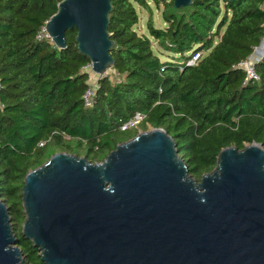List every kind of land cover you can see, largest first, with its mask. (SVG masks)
<instances>
[{"label":"trees","instance_id":"16d2710c","mask_svg":"<svg viewBox=\"0 0 264 264\" xmlns=\"http://www.w3.org/2000/svg\"><path fill=\"white\" fill-rule=\"evenodd\" d=\"M61 1L0 0V200L28 264L43 263L21 235V193L25 176L56 153L44 152L48 142L72 155L65 143L74 141L87 147V161L101 163L137 135L119 127L140 112L146 119L139 128L172 137L197 181L215 168L221 150L264 147V58L254 65L258 81L237 67L264 38L262 0H192L180 10L172 0H153L166 27L148 22L149 37L134 30V3L148 8V0H111L108 33L119 79L99 80L91 108L83 104L90 61L77 49L76 31L65 33L63 50L36 40ZM151 38L165 54L154 52ZM194 53L200 59L186 66ZM168 54L177 58L162 61Z\"/></svg>","mask_w":264,"mask_h":264},{"label":"water","instance_id":"95a60500","mask_svg":"<svg viewBox=\"0 0 264 264\" xmlns=\"http://www.w3.org/2000/svg\"><path fill=\"white\" fill-rule=\"evenodd\" d=\"M111 10V0H62L45 25L58 50L75 30L101 79L114 66ZM21 196V235L43 264H264V147L255 142L221 150L197 181L172 137L152 129L101 163L52 155L25 176ZM22 256L0 200V264Z\"/></svg>","mask_w":264,"mask_h":264},{"label":"built area","instance_id":"2783aa9c","mask_svg":"<svg viewBox=\"0 0 264 264\" xmlns=\"http://www.w3.org/2000/svg\"><path fill=\"white\" fill-rule=\"evenodd\" d=\"M46 22L41 27L40 31L36 35L37 41H47L49 42L54 48L55 45L53 44L49 34L45 29ZM264 47V38L262 39L260 45L254 48L252 55L244 62L240 63L237 67L243 69L247 75L248 81H258L259 77L254 71V65L261 61L264 58V51L262 52V48ZM200 53H194L190 57V59L186 62V66H193L195 63L200 59ZM83 71L88 74V81L87 85L88 88L86 89L83 95V104L85 108H91L93 105V98L95 97L96 91L99 89V80L101 79L100 76L94 74L91 70L90 63L83 68ZM0 92H1V83H0ZM146 119L145 114L140 112L135 113V115L127 122L123 123L119 129L121 132H126L132 129H138L141 123H143ZM44 146V142L39 143L38 147L42 148Z\"/></svg>","mask_w":264,"mask_h":264},{"label":"rangeland","instance_id":"374dc122","mask_svg":"<svg viewBox=\"0 0 264 264\" xmlns=\"http://www.w3.org/2000/svg\"><path fill=\"white\" fill-rule=\"evenodd\" d=\"M169 1V0H168ZM136 10L138 12V23L134 26V30L136 33L141 36V35H146L149 37L148 30H147V23L150 22L153 27L157 29H163L166 27L165 23L163 22L161 18V12H162V5L160 4L158 7L155 6V3L153 0H148L147 7L148 8H141L139 5L134 3ZM152 47L154 49V52L156 54H165L163 50H161L158 46V43H156L154 40H152ZM177 58V56H173L168 54V57H161V60H172V58ZM106 76H108L110 79H112L113 82L118 81L119 78H117L116 73L111 69L106 73ZM137 134L145 132V131H150L152 130L151 127L148 126L147 130L143 131L141 128L138 127ZM134 138V137H133ZM129 141V140H128ZM127 142V141H123ZM122 142V143H123ZM66 145L69 146L72 155H79L80 157H84L87 153V147H78L74 141L66 142ZM55 151L56 153H60L59 150H62V148L56 147L53 143L48 142V144L45 147L44 152L48 151ZM55 153V154H56ZM15 230V229H14ZM32 263H35L34 260H31ZM22 264H28L26 263L25 257L22 256Z\"/></svg>","mask_w":264,"mask_h":264},{"label":"bare ground","instance_id":"6f19581e","mask_svg":"<svg viewBox=\"0 0 264 264\" xmlns=\"http://www.w3.org/2000/svg\"><path fill=\"white\" fill-rule=\"evenodd\" d=\"M262 52L264 51V47L262 48V50H261Z\"/></svg>","mask_w":264,"mask_h":264}]
</instances>
